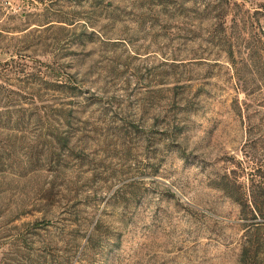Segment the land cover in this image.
<instances>
[{
    "label": "rangeland",
    "instance_id": "1",
    "mask_svg": "<svg viewBox=\"0 0 264 264\" xmlns=\"http://www.w3.org/2000/svg\"><path fill=\"white\" fill-rule=\"evenodd\" d=\"M261 167L264 0H0V264H237Z\"/></svg>",
    "mask_w": 264,
    "mask_h": 264
},
{
    "label": "trees",
    "instance_id": "2",
    "mask_svg": "<svg viewBox=\"0 0 264 264\" xmlns=\"http://www.w3.org/2000/svg\"><path fill=\"white\" fill-rule=\"evenodd\" d=\"M248 191L247 201L237 197L239 191L231 195L249 210L254 220L247 227L237 264H264V167L252 175Z\"/></svg>",
    "mask_w": 264,
    "mask_h": 264
}]
</instances>
